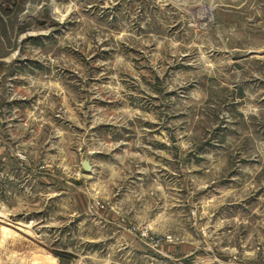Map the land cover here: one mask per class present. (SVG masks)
<instances>
[{"label": "rangeland", "instance_id": "obj_1", "mask_svg": "<svg viewBox=\"0 0 264 264\" xmlns=\"http://www.w3.org/2000/svg\"><path fill=\"white\" fill-rule=\"evenodd\" d=\"M0 264H264V0H0Z\"/></svg>", "mask_w": 264, "mask_h": 264}, {"label": "bare ground", "instance_id": "obj_2", "mask_svg": "<svg viewBox=\"0 0 264 264\" xmlns=\"http://www.w3.org/2000/svg\"><path fill=\"white\" fill-rule=\"evenodd\" d=\"M6 230H8V229H6ZM7 231H5V233H6Z\"/></svg>", "mask_w": 264, "mask_h": 264}]
</instances>
